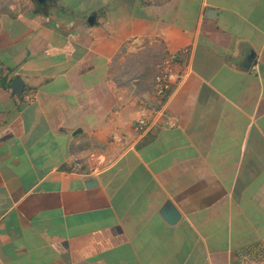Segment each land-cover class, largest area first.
I'll return each instance as SVG.
<instances>
[{
	"label": "crops",
	"instance_id": "obj_1",
	"mask_svg": "<svg viewBox=\"0 0 264 264\" xmlns=\"http://www.w3.org/2000/svg\"><path fill=\"white\" fill-rule=\"evenodd\" d=\"M37 2L0 16V69L25 83L0 87V264H237L264 246V0ZM145 50L188 53L138 132L154 93L116 66ZM92 152L100 170L73 172Z\"/></svg>",
	"mask_w": 264,
	"mask_h": 264
},
{
	"label": "built area",
	"instance_id": "obj_2",
	"mask_svg": "<svg viewBox=\"0 0 264 264\" xmlns=\"http://www.w3.org/2000/svg\"><path fill=\"white\" fill-rule=\"evenodd\" d=\"M188 53V50L168 55L162 64L160 77L154 88V95L159 100L167 99L173 87L180 83L184 77V70L181 67V60ZM27 101H33L34 95L28 94ZM145 112L136 121L134 127L138 132H146L151 128L155 110L151 109L148 101L144 102ZM168 126L175 127L177 122L173 118L167 121ZM72 171L84 176H92L100 170V158L95 152L89 153L84 158H73ZM237 264H264V246L258 245L242 251L238 257Z\"/></svg>",
	"mask_w": 264,
	"mask_h": 264
},
{
	"label": "rangeland",
	"instance_id": "obj_3",
	"mask_svg": "<svg viewBox=\"0 0 264 264\" xmlns=\"http://www.w3.org/2000/svg\"><path fill=\"white\" fill-rule=\"evenodd\" d=\"M12 2L13 0H0V16L10 8ZM160 55L159 50L132 52L125 55L124 65L116 66L117 73L121 80H143V76L146 75L149 82L153 83L162 69L164 59Z\"/></svg>",
	"mask_w": 264,
	"mask_h": 264
},
{
	"label": "trees",
	"instance_id": "obj_4",
	"mask_svg": "<svg viewBox=\"0 0 264 264\" xmlns=\"http://www.w3.org/2000/svg\"><path fill=\"white\" fill-rule=\"evenodd\" d=\"M37 7H39V3H36ZM168 56L166 52H164L162 55H160L161 58L165 59ZM160 75L158 74L155 78V82L150 83L149 79L146 75L143 76V80L141 83H139V87H142L143 89H149L154 93V87L157 85L159 81ZM0 87L5 89H10L11 87V80L8 79V77L5 75L4 71L0 69ZM167 99L159 100L154 94L152 99L149 101L150 106H153L155 108H160Z\"/></svg>",
	"mask_w": 264,
	"mask_h": 264
},
{
	"label": "water",
	"instance_id": "obj_5",
	"mask_svg": "<svg viewBox=\"0 0 264 264\" xmlns=\"http://www.w3.org/2000/svg\"><path fill=\"white\" fill-rule=\"evenodd\" d=\"M37 1L40 4H44L46 2V0H37ZM90 21L92 22L93 18H91ZM11 88H12V90H13L15 95H23L24 88H25V83L20 77H17L12 82Z\"/></svg>",
	"mask_w": 264,
	"mask_h": 264
}]
</instances>
